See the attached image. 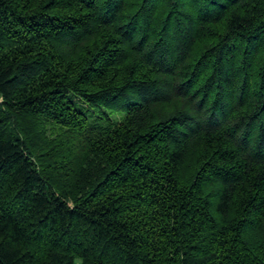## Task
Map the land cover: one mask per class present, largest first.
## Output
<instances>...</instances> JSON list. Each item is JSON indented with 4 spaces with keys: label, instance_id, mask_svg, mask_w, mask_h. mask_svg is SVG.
I'll use <instances>...</instances> for the list:
<instances>
[{
    "label": "trees",
    "instance_id": "trees-1",
    "mask_svg": "<svg viewBox=\"0 0 264 264\" xmlns=\"http://www.w3.org/2000/svg\"><path fill=\"white\" fill-rule=\"evenodd\" d=\"M0 264H264V0H0Z\"/></svg>",
    "mask_w": 264,
    "mask_h": 264
},
{
    "label": "rangeland",
    "instance_id": "rangeland-1",
    "mask_svg": "<svg viewBox=\"0 0 264 264\" xmlns=\"http://www.w3.org/2000/svg\"><path fill=\"white\" fill-rule=\"evenodd\" d=\"M75 106L76 108L86 116V118L88 120H93V117H94V112L91 111V109L87 108L85 105H83L81 102L79 101H75ZM112 118V117H111ZM112 120L114 122H116L118 119L116 118H112Z\"/></svg>",
    "mask_w": 264,
    "mask_h": 264
}]
</instances>
